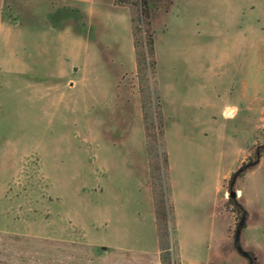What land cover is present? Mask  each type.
<instances>
[{
    "label": "rangeland",
    "instance_id": "374dc122",
    "mask_svg": "<svg viewBox=\"0 0 264 264\" xmlns=\"http://www.w3.org/2000/svg\"><path fill=\"white\" fill-rule=\"evenodd\" d=\"M142 1L0 0V264H264V0Z\"/></svg>",
    "mask_w": 264,
    "mask_h": 264
},
{
    "label": "trees",
    "instance_id": "16d2710c",
    "mask_svg": "<svg viewBox=\"0 0 264 264\" xmlns=\"http://www.w3.org/2000/svg\"><path fill=\"white\" fill-rule=\"evenodd\" d=\"M117 3H120V4H123V3H129V0H117ZM148 8H149V6H148V4H147V2L145 1V0H143L142 1V9H144V11L146 12V14H147V12H148ZM148 15V14H147ZM237 237V236H236ZM238 239H237V241H236V243H237V245H239V240H240V237H237Z\"/></svg>",
    "mask_w": 264,
    "mask_h": 264
},
{
    "label": "water",
    "instance_id": "95a60500",
    "mask_svg": "<svg viewBox=\"0 0 264 264\" xmlns=\"http://www.w3.org/2000/svg\"><path fill=\"white\" fill-rule=\"evenodd\" d=\"M237 192H235V191H232L231 193H230V197L232 198V199H235L236 197H237ZM244 221V220H243ZM243 223V222H242ZM240 232H241V228L239 227V230L237 231V237H239L240 236ZM238 239V238H237ZM237 249L239 250V251H241L240 249L241 248H239V246H237ZM246 255V254H245ZM247 256H248V254H247Z\"/></svg>",
    "mask_w": 264,
    "mask_h": 264
},
{
    "label": "crops",
    "instance_id": "0c3cea01",
    "mask_svg": "<svg viewBox=\"0 0 264 264\" xmlns=\"http://www.w3.org/2000/svg\"><path fill=\"white\" fill-rule=\"evenodd\" d=\"M39 259V258H38ZM39 263V262H38Z\"/></svg>",
    "mask_w": 264,
    "mask_h": 264
}]
</instances>
